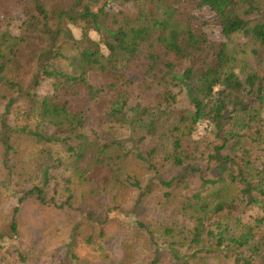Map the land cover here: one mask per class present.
Returning <instances> with one entry per match:
<instances>
[{
	"label": "trees",
	"instance_id": "obj_1",
	"mask_svg": "<svg viewBox=\"0 0 264 264\" xmlns=\"http://www.w3.org/2000/svg\"><path fill=\"white\" fill-rule=\"evenodd\" d=\"M1 253L264 264V0H0Z\"/></svg>",
	"mask_w": 264,
	"mask_h": 264
},
{
	"label": "rangeland",
	"instance_id": "obj_2",
	"mask_svg": "<svg viewBox=\"0 0 264 264\" xmlns=\"http://www.w3.org/2000/svg\"><path fill=\"white\" fill-rule=\"evenodd\" d=\"M133 34H134V32H133ZM21 39H22L24 42H26V41L29 40V35H21ZM196 42H197V39H195L193 42H188V41H187V42H184V43H182V49H183L186 53H190V52L193 50L194 45H195ZM224 64H225V59H224V61H222L221 65L217 68L216 73L221 72V70L223 69L222 67H223ZM48 90H49L48 87H43L42 89H40V93H41V94H44V93H45L46 91H48ZM213 191H215V190H213ZM214 193H215V192H214ZM117 248H118V246H117V244H115V243H113V244H111V245L108 246V249H109L111 252H113V253L116 252ZM2 258H3V254L1 253L0 260H1Z\"/></svg>",
	"mask_w": 264,
	"mask_h": 264
}]
</instances>
